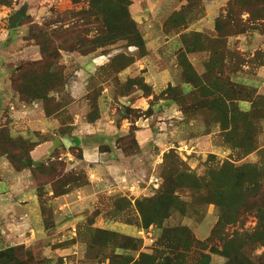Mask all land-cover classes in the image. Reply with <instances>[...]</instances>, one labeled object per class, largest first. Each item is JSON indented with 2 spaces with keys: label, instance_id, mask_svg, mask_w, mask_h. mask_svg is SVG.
I'll return each instance as SVG.
<instances>
[{
  "label": "rangeland",
  "instance_id": "1",
  "mask_svg": "<svg viewBox=\"0 0 264 264\" xmlns=\"http://www.w3.org/2000/svg\"><path fill=\"white\" fill-rule=\"evenodd\" d=\"M129 1L131 3L129 6L130 15L136 22L137 29L145 39L146 44L148 43L146 45L148 55H152L154 61L155 58L158 60L157 63L159 62L160 68L168 70L169 67L172 71H170L171 74L167 78V84L155 90L148 85L151 87V95L149 97L144 96L147 91H140L142 97L147 101L146 103L149 107L147 110L133 109L125 103V105L119 104L116 107L117 123H121L122 118L127 120L129 124H135L139 119L146 120L151 118V123H148V126H150L151 130L153 148L148 152L147 158L151 159L152 168H148L142 174L137 184L138 190L132 193L133 196L129 197L130 193L128 192L124 194L126 190L113 192L108 195L101 194L97 196L94 201L95 204L91 205L92 208L85 215L80 216L77 213L78 211H75L77 214L75 215L77 219L76 225L73 229L69 228L63 232V235L67 237V241L59 245L55 243L54 245L55 247L60 246V248L68 247L67 249H70L75 255L69 253L65 260L61 259L63 257L56 255V258L53 259L55 261L54 264H110L108 259L110 260L115 255L120 256L123 254L120 250L115 249L116 246H120L123 242L120 237H118V240L114 238L110 240L109 238V243L105 246L97 243L93 244L92 240L94 237V241L102 245H104V242L103 238H101L102 235L95 234L94 236L91 233L92 228L107 230L136 240V243L133 244V248L136 250L126 253L127 256L134 259H137L140 253L154 254L156 250L162 252V258L158 259L159 264H164L165 260H167L165 258H168L173 263L176 261L174 251L167 249L165 244L162 247L157 246L159 239L165 232H167L168 241L171 243L175 242L176 230L186 228L197 241L201 244L205 243L207 247L203 251L204 253H209L212 246L220 249L221 245L218 240L209 241V236L218 220V210L214 205L201 203L199 196L195 192L188 189H178L176 195L181 202L185 203L186 213L172 212L170 217L160 227L150 226L147 230L140 228L139 215L134 207L135 200L151 198L157 195L165 178L172 170L177 171V173L190 171L197 177L202 178L210 168L219 166L225 161H230L236 166L243 164L264 165V118L257 123L260 130L257 137L258 150L244 157L242 150L232 149L229 146L230 144H227L225 136L220 132V125L214 124L210 118H207L208 113L206 110H191V108H194L192 107L193 104L202 103L204 100H201V98L193 100L192 95L194 93L188 94L189 90L186 86H183L185 102L171 101L172 93L165 95L169 86L180 88L183 82L182 69L177 63V54L181 47L180 49L175 48L178 43L180 46L182 45L181 36L190 31H198L213 40L217 36L214 27L215 19L219 16L225 18L228 14L235 21V24L232 25L233 30L243 28L246 32L242 35L222 40V50L227 56L222 76L230 78L234 83L240 84L249 91L254 92V94L252 93V99H256L257 96H264V67L259 68L264 63V20L256 21L254 16L264 15V5H259L260 2L257 3L256 0H242L243 3H239L237 0H217V2H214L215 0ZM250 1L252 3L249 4L248 2ZM230 2L234 3V5L228 8L227 6ZM86 5L84 1L73 4L71 0H12L10 6L0 5V70L1 67L6 68L7 73L11 74L10 78L13 80L16 78V75L13 74L14 69L17 70L19 66L27 62L39 60V46L35 40L30 39L35 34L33 29L36 27L45 29L48 23L51 24L57 21V18L60 22L54 23L52 26L46 27V29L51 34L57 47H63L64 43L69 42V32L76 25L79 26L81 21L77 19L63 21V19L58 17L59 14L72 10L78 11L85 8ZM21 7H26L27 9L25 19L15 30H9V20ZM249 9L252 10L253 21H249L250 16L244 11ZM55 28L58 29L55 30ZM94 36L95 31L92 28L88 38ZM53 48L54 46L50 47L48 51L51 53ZM101 53H104L108 61L119 54L134 56L135 62L138 61L137 64L134 63L130 67L131 69L126 75L115 77L112 74L109 93L115 103H118V92H120V88L126 80L143 77L146 84L145 71L143 72L142 69H139V60L147 59V57L139 58L140 53L136 48L130 47L127 41H118L112 46L97 50L91 56L96 59L100 57ZM208 57L209 54L203 52L187 56L199 75L204 73V64L207 62ZM102 60V58L98 59L97 62H102ZM63 62L67 65L68 59L64 57L57 62L59 69H63ZM72 73V68L65 67L66 81L70 80ZM97 75L99 76L100 74L97 73ZM1 80L0 91L5 86ZM134 99V97H131L129 101ZM64 101L67 102L69 99L65 98L63 99ZM250 107V102L239 103V108L243 111L251 109ZM165 109H168V111H165ZM127 110L129 114L125 118L123 114ZM261 112L264 117V110H261ZM133 127L131 126L130 129ZM149 141L150 139L145 141V143L149 144ZM101 143L105 144L104 141ZM126 143L127 147L132 149V140L129 139ZM71 148L61 147L60 150L56 151L54 159L48 161L49 163L60 165L58 173L63 171L64 166L66 167V161L70 155L74 158L78 155L79 150L72 152L70 151ZM165 155H168L167 158H165ZM210 155L213 156L212 159L209 158ZM72 173L75 176H81L85 174V171L78 167L77 171ZM82 183H86L85 179H81L76 184L81 185L79 188L88 185H82ZM43 188L45 194L41 191L42 196H39V199L42 209H44L45 217L51 221L53 205L50 203L51 198L47 197L45 192L46 187ZM75 189L77 188L73 190ZM121 194H124L125 198L131 202L130 206L120 202ZM119 202L125 208L123 207V213L113 217V210ZM245 221V231L251 232L256 226V220L249 215L245 217ZM235 229H238V226L228 227L226 231L231 233ZM97 237H100V239L97 240ZM108 237H111V235ZM177 238L176 243L180 244L183 237L177 236ZM30 250L33 251L32 249ZM35 253L37 254L36 258H40V253L38 251H35ZM201 253L199 248L191 249L189 253L184 254L186 263L195 264ZM252 253L253 256H261L263 249L257 248ZM210 256L211 264H224L225 262L222 257ZM37 262L40 263V261Z\"/></svg>",
  "mask_w": 264,
  "mask_h": 264
},
{
  "label": "trees",
  "instance_id": "2",
  "mask_svg": "<svg viewBox=\"0 0 264 264\" xmlns=\"http://www.w3.org/2000/svg\"><path fill=\"white\" fill-rule=\"evenodd\" d=\"M11 1L0 0V5L10 6ZM81 1L86 2L85 8L64 12L58 16L63 21H67V19L81 21L79 26L76 25L69 32V42L58 48L46 29L54 23H59L58 18L57 21L48 23L45 29L34 28L35 34L30 39L37 42L40 59L27 62L19 66L17 70L14 69L13 74L16 75V78L13 80L10 78L11 89L19 96L20 101L25 104L40 102L47 117L58 113L62 107L54 95L62 93L67 84L64 65L63 69L57 67V62L62 59L63 54L76 53L83 57L91 56L97 50L112 46L118 41H127L130 47L136 48L140 53L139 58L148 55L147 44L130 15L129 6L131 3L129 0H71L73 4ZM237 1L243 3L242 0ZM256 2H260L259 5H264L263 0H256ZM248 3L250 4L252 1ZM233 5L234 3L230 2L227 7L230 8ZM244 11L249 14V21H253L252 10ZM254 16L256 21L264 20L262 14ZM234 24V19L227 14L225 18L219 16L215 19L214 27L217 36L213 40L198 31H190L181 36L182 45L177 54V63L182 69L183 82L181 87H178L179 91L177 87L169 86L165 95L172 93L171 101L185 102L183 88L186 86L189 90L188 94L194 93L193 100L197 98L204 100L202 103L193 104L194 108L191 110H206L207 118H210L214 124L220 125V132L225 136L227 144L229 143L232 149L242 150V155L245 157L258 150L257 137L260 130L257 123L264 118L261 112L264 110V96L252 99L254 92L234 83L230 78L222 76L227 58L226 53L222 50V40L246 32L243 28L233 30L232 25ZM92 28L95 31V36L88 38ZM57 29L55 28V30ZM53 46L50 53L48 50ZM202 52L208 53L209 57L204 64V73L199 75L187 56ZM134 63V56L116 55L99 70L100 75L97 76V79L100 82L110 81L112 74L117 77ZM96 88L88 96L90 112L87 121L89 123H93L99 118L97 101L99 91ZM142 90L147 91L146 95L144 94L145 97L151 95V87L145 84L143 77L128 79L122 84L117 98L128 97L136 91ZM242 102H250L251 109L241 110L239 103ZM128 114L127 110L123 116L126 118ZM135 131L134 127L131 128L129 134L118 140L120 148L125 154H132L138 150ZM129 139L133 142L132 149L127 147L126 142ZM73 143L77 145L76 141ZM35 145L21 137L12 138L8 127H0V157L5 156L17 172L25 169L30 170L38 197L42 196V193L45 194L43 187L49 186L53 197L58 198L74 188H79L81 185L76 183H79L81 179L86 181L82 185L88 184L86 174L75 176L72 172H66L65 166L63 171L58 173L59 164L55 165L52 162L35 164L30 158V152ZM61 146L65 148L64 145L61 144ZM75 150L77 148L70 149L72 152ZM78 152L75 158L81 160V153ZM167 156L165 155V158ZM209 158L212 159L213 156L210 155ZM178 189L191 190L199 196L201 203L214 205L217 208L218 220L209 236V241L218 240L221 247L218 249L212 246L209 253H204L203 251L207 247L205 243L201 244L197 241L186 228L176 230L175 242L171 243H169V236L165 232L157 246L162 247L165 244L167 249L174 251L176 261L173 263L165 258L167 260L164 264H187L184 254L194 248H199L202 252L195 264H211L210 255L222 257L225 260L224 264H264V165L243 164L236 166L230 161H225L219 166L210 168L202 178L190 171L181 173L170 171L157 195L135 200L134 207L139 215L140 228L147 230L150 226L160 227L175 211H179L181 214L186 213L185 203L181 202L176 195ZM119 200L128 206L131 205V202L123 196ZM120 202L113 210V217L123 213L125 207L121 206ZM249 215L256 220V226L251 232L244 229L245 217ZM237 226L238 229L231 233L226 231L228 227ZM91 233L94 236L95 234L102 235L104 245L94 241L95 237L92 240L93 244L97 243L101 246L107 245L109 238L110 240L113 238L118 240V237L123 239L124 243L115 247L123 254L108 259L110 264H159L158 259L163 256L162 252L156 250L154 254L140 253L138 258L134 259L126 255L127 252L136 250L133 248V244L136 243L133 238L95 228L91 229ZM110 235L111 237H108ZM177 236L183 237L180 244L176 243ZM98 239L100 237H97ZM257 248L263 249L261 256H253L252 252ZM36 256L34 251L22 245L10 247L0 251V264H46L45 259L36 258Z\"/></svg>",
  "mask_w": 264,
  "mask_h": 264
},
{
  "label": "crops",
  "instance_id": "3",
  "mask_svg": "<svg viewBox=\"0 0 264 264\" xmlns=\"http://www.w3.org/2000/svg\"><path fill=\"white\" fill-rule=\"evenodd\" d=\"M180 47L179 43L175 46L176 49ZM148 56L147 59L139 60V69L145 71L146 84L155 90L168 83L167 78L172 71L169 67V71L160 68L158 60L155 58V62L152 55ZM64 57L68 62L67 65L63 62V65L72 68L73 73L63 92L54 95L62 107L50 117L44 114L40 102H21L11 89V74L4 67L0 70V79L5 85L0 91V127H8L12 138L21 137L36 144L30 152L35 164L52 161L56 151L62 147L63 140L76 141L77 145L74 143L72 148H77L82 158L78 160L69 154L66 172H75L80 167L88 178L86 187L77 188L58 198H52L51 188L46 187L45 192L53 205L50 221L43 213L30 170L17 172L5 156L0 157V251L22 245L34 252L38 251L46 264H54L56 255L65 260L72 253L68 247L54 245L67 241L63 232L76 225L75 211L80 216L85 215L101 194L126 190L124 194L128 192L129 197L133 196L132 193L138 190L137 184L142 174L152 168L151 159L147 158L153 148L148 126L151 118L139 119L135 124H129L123 118L121 123H117L116 118L119 104H127L141 111L149 108L140 91L128 97H118V103H115L109 93L110 81L100 82L97 79L99 70L109 62L106 56L100 55L95 59L94 56L83 57L75 53L63 54ZM101 58L102 62H97ZM262 67L264 63L259 68ZM130 69L127 68L119 77L126 75ZM95 87L99 91V118L89 123L88 96ZM131 97L135 99L129 101ZM65 98L69 101L63 102ZM131 126L136 128L134 134L138 150L125 155L118 140L128 134ZM148 139L149 144H146ZM103 141L105 144L101 143ZM124 194L121 196L125 197Z\"/></svg>",
  "mask_w": 264,
  "mask_h": 264
},
{
  "label": "water",
  "instance_id": "4",
  "mask_svg": "<svg viewBox=\"0 0 264 264\" xmlns=\"http://www.w3.org/2000/svg\"><path fill=\"white\" fill-rule=\"evenodd\" d=\"M26 11V7H21L19 11H17L12 16V18L9 20V30H15L18 27V25L25 19ZM63 145L66 149H69L70 147L74 146V143L70 140H63Z\"/></svg>",
  "mask_w": 264,
  "mask_h": 264
}]
</instances>
